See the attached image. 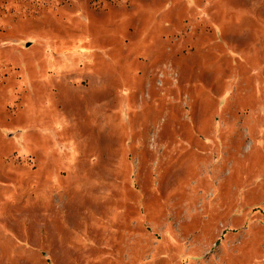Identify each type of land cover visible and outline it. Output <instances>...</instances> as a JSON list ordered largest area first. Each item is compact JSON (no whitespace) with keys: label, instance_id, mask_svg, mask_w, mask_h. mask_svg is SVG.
<instances>
[{"label":"rangeland","instance_id":"374dc122","mask_svg":"<svg viewBox=\"0 0 264 264\" xmlns=\"http://www.w3.org/2000/svg\"><path fill=\"white\" fill-rule=\"evenodd\" d=\"M0 264H264V0H0Z\"/></svg>","mask_w":264,"mask_h":264}]
</instances>
